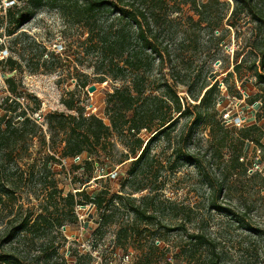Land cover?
<instances>
[{"label": "rangeland", "instance_id": "rangeland-1", "mask_svg": "<svg viewBox=\"0 0 264 264\" xmlns=\"http://www.w3.org/2000/svg\"><path fill=\"white\" fill-rule=\"evenodd\" d=\"M160 1L152 0L163 5L161 15L166 11L160 28L162 57L150 51L142 55L147 60L142 67L148 78L145 90L163 97L167 83L194 105L206 89L217 86V112L198 122L191 106L169 136L152 142L150 155L134 175V158L119 163L125 147L117 144L95 169L96 177L81 185L84 169L76 170L75 164L82 160L61 155L63 136L48 126L45 116L75 113L64 104L72 98L86 113L106 119L108 93L117 86L132 87L133 79L128 72L120 81L98 73V47L106 31L125 22L110 8L79 18L81 2L60 0L38 9L9 36L14 25L4 16L11 2L0 0V105L8 96L15 98L5 78L10 73L6 60L12 57L21 94L17 112L25 109L40 127L36 135L0 150V257L11 256L0 264H264L261 148L246 142L244 168L230 162L231 152L241 145H236L239 129L256 122L264 127V84L255 76L264 34L256 15L264 13V0H245L244 5L237 0ZM138 48L131 42L128 50ZM107 67L102 66L109 71ZM102 77L107 81L100 82ZM85 82L90 83L86 89L79 84ZM4 111L0 106V115ZM170 113L177 116L173 107ZM84 186L92 196L103 189L108 198H136L126 204L142 208L144 218L137 220L124 206L114 210L112 223L101 226L92 202L68 212L65 197ZM140 187L144 190L137 191ZM64 210L66 224L58 229L52 220ZM44 213L49 220L41 218L35 226ZM25 221L30 227L9 240L12 227ZM134 224L136 236L127 235L125 226Z\"/></svg>", "mask_w": 264, "mask_h": 264}, {"label": "trees", "instance_id": "trees-1", "mask_svg": "<svg viewBox=\"0 0 264 264\" xmlns=\"http://www.w3.org/2000/svg\"><path fill=\"white\" fill-rule=\"evenodd\" d=\"M11 2L6 7V14L4 16L5 21L9 26L14 25L13 28L8 30L7 35L11 36L15 34L16 30L20 29L26 22L30 21L37 13L38 9L47 4H52L60 0H7ZM81 2L79 6V15L81 17L86 16L94 11L102 8H110L113 12L117 13L118 18L124 21L123 27L113 30L112 32L106 31L105 36L100 41L101 48L98 47L100 54L101 65H98L97 72L109 76L111 80L120 81L122 77H126V72L132 75L133 85L117 86L112 92L108 93L106 98V119H102L95 114H88L84 111V107H81L74 99L65 101L64 104L69 110H74L75 113L65 112H50L45 118L50 128L57 131L58 136H61V144L63 148L61 155L65 158H77L80 157L83 163L75 164V168H83V176L79 178L81 185H85L87 182L93 180L94 171L97 166L109 159L108 154H111L112 149L117 144H122L125 147V151H122L124 159H120L119 163H123L126 160L133 157L132 165L133 175L138 166L142 165L150 155L152 142L159 139L161 136L170 134V130L174 127L175 122L180 118L190 113L191 106L195 112V120L200 122L203 119L209 118L213 113L217 112V104L214 101V93L217 90V86H211L206 89L204 95L200 98V102L194 105L185 101L180 97L175 89L169 84L165 83L166 94L163 97H159L153 92H147L146 81L148 78L145 76V71L142 70L143 66H146L142 55L146 51H150L159 57H162V51L160 47L163 39L160 28L164 15H161V7L154 5L152 0H75ZM237 0L238 4H245V0ZM163 4V0L160 1ZM2 6L1 8H3ZM81 8V9H80ZM256 15L259 23L264 31V13ZM136 42L138 50L130 53L128 50L129 44ZM99 45V46H100ZM127 53V55H126ZM126 56V57H125ZM260 65L259 69L256 68L255 76L259 83L264 84V34L262 37V44L259 47ZM10 64V73L5 75L6 82L9 84V91L15 96L11 99L8 96L4 99L0 105L5 110L0 115V150L2 147L8 148L11 143H17L26 135H36L40 131L39 125L32 119L31 115L25 110L17 112L21 108V103L17 101L16 97L21 96L18 93V85L13 76L17 70V61L12 57L6 60ZM102 66H108L109 71H105ZM241 63L236 65V70H240ZM260 68L263 71L260 72ZM107 77L100 78V82L107 81ZM82 88L86 89L90 83H79ZM206 88V87H205ZM258 98V97H257ZM255 98V100H258ZM10 100H12L10 104ZM38 102V99L35 98ZM199 100V99H194ZM219 103V102H218ZM37 110L40 108V104L37 103ZM173 107L172 115L170 110ZM169 108V113L165 112V109ZM264 112V103L262 105ZM17 118H21L19 123H16ZM220 130H224L225 127L218 124ZM264 127L259 126L257 122L253 125L245 126L239 129L238 132V145H241L239 149L235 148L230 154L231 165L235 168H244L245 163L241 161L243 154L242 148L246 142H252L259 146L262 151L264 160ZM147 136V138H145ZM221 151V149H219ZM189 159L188 155L184 156ZM49 163H46L45 170L49 171ZM112 168V167H111ZM2 169H0L1 171ZM75 171V170H74ZM112 171V170H111ZM103 178H96L94 181L100 182ZM81 188V187H78ZM86 186L75 193L69 192L65 197L68 201V212L75 213V206L82 205L88 202H92L96 209L100 212V225L105 226L112 223V214L114 210L127 207L137 217V220H142L143 212L142 208L131 207L129 208L126 203L131 201H137L134 197H122L118 195H112L108 198V190L101 189L94 192L93 196L86 191ZM140 187L137 191L144 190ZM146 197H142V200ZM118 199V201L116 200ZM116 200V201H115ZM128 201V202H127ZM135 205V203H133ZM67 207V205L65 206ZM66 210V211H67ZM58 213L53 217L54 222L58 225V229L63 227L65 223L64 215L66 212ZM72 222L78 221V216L73 215ZM49 220L44 214L39 215L38 220L35 221V226L40 223V219ZM51 221V222H52ZM115 222V221H114ZM114 224V223H113ZM28 221L23 222L17 227H12L9 232V240H12L16 235L23 231H26L30 226ZM122 228V227H121ZM137 225H127L125 230L127 235L137 234ZM46 257V256H45ZM50 258L51 255H48ZM47 257V258H48ZM11 256H2L0 261L10 262ZM214 263V261H212ZM218 264V263H214Z\"/></svg>", "mask_w": 264, "mask_h": 264}]
</instances>
